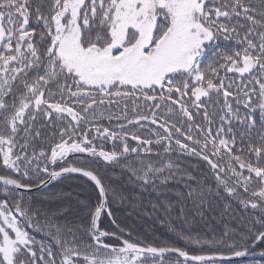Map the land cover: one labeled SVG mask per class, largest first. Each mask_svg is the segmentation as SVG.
I'll list each match as a JSON object with an SVG mask.
<instances>
[{
  "label": "snow or ice",
  "instance_id": "6c2138e0",
  "mask_svg": "<svg viewBox=\"0 0 264 264\" xmlns=\"http://www.w3.org/2000/svg\"><path fill=\"white\" fill-rule=\"evenodd\" d=\"M221 38L235 50L217 51ZM111 168L156 194L148 214L182 246L112 218L110 202H140ZM76 174L98 196L82 221L59 203L71 193L50 191ZM216 200L251 210L241 230L193 227ZM257 248L264 257V0H0V264H238Z\"/></svg>",
  "mask_w": 264,
  "mask_h": 264
},
{
  "label": "trees",
  "instance_id": "16d2710c",
  "mask_svg": "<svg viewBox=\"0 0 264 264\" xmlns=\"http://www.w3.org/2000/svg\"><path fill=\"white\" fill-rule=\"evenodd\" d=\"M252 3H256L257 0H250ZM243 33H241V36ZM219 46L216 50L224 53L234 51L236 48V42L233 40H224L221 38L216 42ZM210 59V56L208 57ZM227 77L236 79V82L239 83L238 74L232 73H223ZM243 112V108L241 109ZM257 122H259V113L255 114ZM105 126L107 124L105 123ZM115 126V125H113ZM131 131H137V129H131ZM141 135H148L149 133L145 130H140ZM135 143V142H131ZM106 148H111V142H108L105 145ZM82 156L83 154H77ZM71 158V157H70ZM183 166L187 167L190 171L193 172L196 176H202L207 169V165L203 162H199L196 157H184ZM113 173L116 175L113 176ZM107 175L112 181L113 186L117 189H122L126 194L137 199L140 203L139 206H134L130 200L125 199L123 201L110 202V208L113 212V217L121 227L130 230L134 236H139L141 239L149 243L156 244H169L175 246H182V243L175 241V238L171 236L166 228L163 226L161 221L156 218L155 215H149L148 213L152 212L151 205L157 203V196L155 193L151 195L148 192L141 193L139 189H134L127 182V175H120V169L111 168L107 170ZM118 177V179H117ZM170 187H179L183 190V185H170ZM63 189L64 193H71L70 197H67L65 201L59 203H69L71 205L69 211L66 213L74 221H82L88 219L89 209L94 211V207L98 202L97 190L94 185L78 174L74 175L71 179L63 181L61 184H56L50 186V191H58ZM26 196L32 197L38 203L42 202V197L45 195L43 190L28 192ZM226 201L216 200L209 210L205 208V216L203 220L197 218V221L193 227L199 231H211L215 230L220 232L223 230L224 225L228 224L230 227L237 228L241 230L243 224L241 222L242 217L251 216V210L246 212L236 201H231V207L228 210H225L224 204ZM224 215H221V213ZM112 218H109L107 215L101 216L100 227L101 230H106ZM37 240L43 239L40 233H36ZM47 242V240H45ZM260 252V249L257 248L256 252ZM238 264H264V257L258 258H241L236 259Z\"/></svg>",
  "mask_w": 264,
  "mask_h": 264
},
{
  "label": "water",
  "instance_id": "95a60500",
  "mask_svg": "<svg viewBox=\"0 0 264 264\" xmlns=\"http://www.w3.org/2000/svg\"><path fill=\"white\" fill-rule=\"evenodd\" d=\"M39 190L40 189H33L31 192H35V191H39ZM246 257H248V258H258V257H261V256L259 255V252H257V253L251 254L249 256H246ZM246 257H241V258H246ZM241 258H235V259H241Z\"/></svg>",
  "mask_w": 264,
  "mask_h": 264
}]
</instances>
